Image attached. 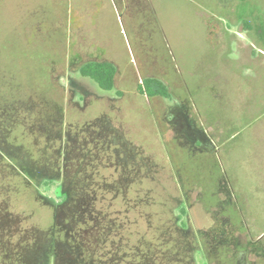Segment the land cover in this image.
Returning a JSON list of instances; mask_svg holds the SVG:
<instances>
[{"label": "rangeland", "instance_id": "1", "mask_svg": "<svg viewBox=\"0 0 264 264\" xmlns=\"http://www.w3.org/2000/svg\"><path fill=\"white\" fill-rule=\"evenodd\" d=\"M92 60L116 66L112 89L79 73ZM146 76L163 79L169 97L138 92ZM29 93L54 97L51 104L64 93L60 141L41 137L46 119L60 122L50 108L25 109L10 139L41 160L61 144L73 145L72 158L85 151L83 164L115 188L99 191L95 206L115 231L124 223L121 234L124 226L133 232L128 246L142 236L153 246L157 234L172 232L162 220L186 210L178 225L201 231L196 264H254L252 254L234 257L247 240L264 249V237L256 240L264 234V0H0V96ZM28 120L34 134L23 136L18 126ZM118 139L131 161L125 179L120 154L102 149ZM56 169L51 177L62 182ZM13 183L19 190L6 197L22 227L48 228L53 208ZM119 188L127 200L114 198Z\"/></svg>", "mask_w": 264, "mask_h": 264}, {"label": "trees", "instance_id": "2", "mask_svg": "<svg viewBox=\"0 0 264 264\" xmlns=\"http://www.w3.org/2000/svg\"><path fill=\"white\" fill-rule=\"evenodd\" d=\"M242 24L244 29H250L249 22L243 21ZM116 72V66L107 60L86 61L79 66V73L82 76L92 79L104 90L113 88ZM137 90L142 95L151 98L165 99L170 95L169 85L156 76L142 78L138 82ZM63 96L64 93L59 99L60 101H55L54 104H51L54 102V97H41L32 93L22 96H0V263L5 264L4 262H10L9 259H12L11 264H196L195 252L198 249V231H201H191L187 225L184 227L178 225L181 216L187 215L186 210H183L181 214L176 213L173 218L167 219L166 217L162 220V225L172 232L157 234L153 238V246L144 236L139 241L141 245L137 243V245L128 246L129 236L134 235L133 232L124 226V234H121L124 223L119 225L116 223L118 229L115 231L113 225L115 222L107 217L105 211L95 206L96 200L102 197L98 192L110 189L112 185L109 183L108 185L101 184L98 181L100 176L95 171L96 167L91 168L88 165H91V162L83 164L87 158L85 151H80L81 154L72 158L73 156L71 157L69 154V150L72 148L67 149V147L73 145L61 144L62 146H60L59 144L61 148L54 147L53 152L47 151L48 155L44 161L32 157L35 156L34 152L31 151V148L34 147L28 146L26 143L18 144L10 139L11 131L16 123L15 120L26 116L25 109L31 108L32 111V109L50 108V114L58 117L60 122H50V119H46L41 124L43 131L41 137L44 141L46 140V144L47 141H50L49 146L52 142H59L58 135L60 128H62L61 119L63 117L61 111ZM56 120L58 121V119ZM30 123L31 121L28 120L19 124L18 130L23 136L27 134L28 129L32 131L29 126ZM33 125L38 127L37 122L35 124L33 122ZM81 132L86 133L85 128H81ZM73 133L79 134L77 130H74ZM106 133L110 134V131L106 130ZM32 134H34L33 131ZM122 140L105 141V146H102V149L106 153L109 151L113 157V151L120 154V160H118L120 175L125 179L128 176L127 171L131 166V161H128L129 150ZM35 143L37 144V140ZM36 144L34 145L37 146ZM107 144L108 147L113 144V147L108 150ZM48 145L46 146L49 148ZM21 147L23 148L21 149ZM76 157L80 161L76 162ZM59 159L60 163L58 164ZM89 159L90 157L87 160ZM70 160L73 161L71 164ZM57 167H60L61 171L64 170L63 175L66 178L62 175V182L58 178L51 177L52 174L60 172L56 169ZM66 167L69 170H66ZM44 175L46 176L43 177ZM14 179L24 188H32L35 199L42 205L53 208V220L48 228H24L22 227V219L11 212L6 196L11 197L10 193L19 190L13 183ZM65 182L67 183V191L63 192L62 187L65 188ZM50 189L55 194L54 196L47 194ZM57 189L59 193H56ZM116 190H118V196L116 195L114 198L122 195V200L128 199L127 193H124V188ZM181 192L187 201L191 195L190 192L185 191L183 193L182 189ZM195 202L197 204L199 202L196 197ZM224 222L222 226L216 227L223 239L227 233L222 231L226 230L225 226L228 223ZM213 227L215 226L211 228ZM263 237L264 234L256 240H261ZM252 242L247 240L245 246H240L241 249L238 247L237 252H235L237 257L235 255L234 258L243 257L245 260L249 254H252L253 258L246 259L247 263L262 264L264 249L253 250L249 248L248 244ZM237 243L238 239L235 238V245ZM234 258L230 259L233 260Z\"/></svg>", "mask_w": 264, "mask_h": 264}]
</instances>
